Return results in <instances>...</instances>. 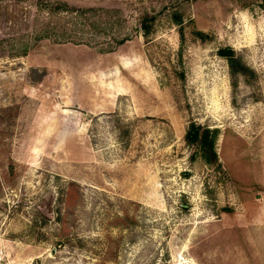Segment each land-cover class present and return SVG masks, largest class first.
<instances>
[{
	"label": "rangeland",
	"instance_id": "obj_1",
	"mask_svg": "<svg viewBox=\"0 0 264 264\" xmlns=\"http://www.w3.org/2000/svg\"><path fill=\"white\" fill-rule=\"evenodd\" d=\"M0 263L264 264V0H0Z\"/></svg>",
	"mask_w": 264,
	"mask_h": 264
},
{
	"label": "trees",
	"instance_id": "obj_2",
	"mask_svg": "<svg viewBox=\"0 0 264 264\" xmlns=\"http://www.w3.org/2000/svg\"><path fill=\"white\" fill-rule=\"evenodd\" d=\"M60 8L66 9V6L61 2H55L51 10H58ZM138 21L141 28V33L143 37L146 38L151 30L152 23L154 21V16H152L151 14L143 13L142 15H140ZM168 21L171 22L176 29L178 37V48L176 51V58L178 60H180L182 44L184 41L185 26H191L189 31L190 35L193 39L198 40L199 42H204L209 37L208 33H205L204 31L192 27L191 18L183 19L182 14L176 10L168 13ZM41 38H43V36L39 34L34 35L33 41H39L41 40ZM17 53L24 54L25 49H22ZM217 54L225 59L230 78H234L238 74L245 75L247 72H250L249 69L245 65H243L235 56L234 51L231 48H219L217 50ZM177 78L179 80H183V73L178 72ZM216 134V129L209 130L205 126L195 125L194 123L190 122L183 134V139L187 144L197 147L207 164L217 165V156L214 148Z\"/></svg>",
	"mask_w": 264,
	"mask_h": 264
},
{
	"label": "water",
	"instance_id": "obj_3",
	"mask_svg": "<svg viewBox=\"0 0 264 264\" xmlns=\"http://www.w3.org/2000/svg\"><path fill=\"white\" fill-rule=\"evenodd\" d=\"M62 112H63L64 114H69V115H70L69 117H66V116L64 115V116H63V120H64V121H65V120H68V121H72V120H74L73 118H74V116L76 115V112H75V111L64 109V110H62ZM0 264H1V263H0Z\"/></svg>",
	"mask_w": 264,
	"mask_h": 264
}]
</instances>
